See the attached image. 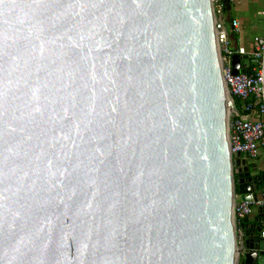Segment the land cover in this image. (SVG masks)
Returning a JSON list of instances; mask_svg holds the SVG:
<instances>
[{
    "label": "water",
    "instance_id": "1",
    "mask_svg": "<svg viewBox=\"0 0 264 264\" xmlns=\"http://www.w3.org/2000/svg\"><path fill=\"white\" fill-rule=\"evenodd\" d=\"M224 72L218 0H0V264H264Z\"/></svg>",
    "mask_w": 264,
    "mask_h": 264
},
{
    "label": "built area",
    "instance_id": "2",
    "mask_svg": "<svg viewBox=\"0 0 264 264\" xmlns=\"http://www.w3.org/2000/svg\"><path fill=\"white\" fill-rule=\"evenodd\" d=\"M232 3L237 0H230ZM219 16L224 53V84L229 98L234 106L235 99L242 103L239 115L232 112L229 116V146L233 157L244 155L252 160L264 159V11L262 33L254 39V50L249 54L245 49H233L229 33L226 29L225 5L223 0H218ZM233 26L238 27L236 21ZM238 54L241 59H247L246 72L239 75L233 74V57ZM240 223L250 217L254 210L264 208V190L261 195L251 194L250 200L243 201L236 195ZM243 233V232H242ZM260 238L264 240V227L260 232Z\"/></svg>",
    "mask_w": 264,
    "mask_h": 264
},
{
    "label": "crops",
    "instance_id": "3",
    "mask_svg": "<svg viewBox=\"0 0 264 264\" xmlns=\"http://www.w3.org/2000/svg\"><path fill=\"white\" fill-rule=\"evenodd\" d=\"M231 9L225 12L224 18L226 20V29L229 33L231 46L236 51L243 48L249 54L254 50V39L262 33L264 0H237L231 2ZM238 23V27L233 26V22ZM246 66L247 59H242ZM242 159L247 161V165L254 172L258 178L260 176L264 179V159L252 160L242 155ZM264 186L260 188L256 186V194L261 195ZM250 218V225H262L264 227V209H256Z\"/></svg>",
    "mask_w": 264,
    "mask_h": 264
},
{
    "label": "trees",
    "instance_id": "4",
    "mask_svg": "<svg viewBox=\"0 0 264 264\" xmlns=\"http://www.w3.org/2000/svg\"><path fill=\"white\" fill-rule=\"evenodd\" d=\"M224 9H225V12H227V9H226V8H224ZM242 64L245 65L243 62H242ZM246 71H247V70H246L245 66H243V67H242V72H246ZM235 105H236V107H237L239 110L242 109V103H241V101H240L239 99H235ZM259 180L262 182V186H264V179H263L262 176L259 177ZM262 209H264V208H262ZM241 224H242V222H241ZM240 226H241V225H240ZM241 264H244V260H243V259L241 260Z\"/></svg>",
    "mask_w": 264,
    "mask_h": 264
},
{
    "label": "bare ground",
    "instance_id": "5",
    "mask_svg": "<svg viewBox=\"0 0 264 264\" xmlns=\"http://www.w3.org/2000/svg\"><path fill=\"white\" fill-rule=\"evenodd\" d=\"M226 103H227V109H226L227 116L229 117L232 112H231V108H230L231 99L228 97V95L226 97Z\"/></svg>",
    "mask_w": 264,
    "mask_h": 264
}]
</instances>
